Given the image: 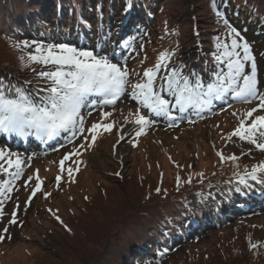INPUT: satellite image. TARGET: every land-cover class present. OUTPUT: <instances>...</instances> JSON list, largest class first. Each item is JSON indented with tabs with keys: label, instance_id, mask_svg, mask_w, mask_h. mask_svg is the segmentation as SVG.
Masks as SVG:
<instances>
[{
	"label": "rangeland",
	"instance_id": "1",
	"mask_svg": "<svg viewBox=\"0 0 264 264\" xmlns=\"http://www.w3.org/2000/svg\"><path fill=\"white\" fill-rule=\"evenodd\" d=\"M173 5L175 10L182 9L178 2ZM167 15L161 12L154 22H148L146 29L138 33L136 40L127 38L129 33L126 32L122 35L123 40L118 41L119 32L126 30L128 26L127 24L121 25L124 22L116 21L110 26H103V29L94 26L95 35L97 33L101 35L105 30L107 36L112 27L115 29L112 32L113 36H107L104 39L101 35V42L94 37L91 42L89 40L90 43H84L83 36L87 38L91 36L89 30L82 32L79 38H72L67 44L78 48L94 49L103 55H106L108 49L117 51V46L122 44V50L115 52V56L113 53L108 57L113 58L114 62L126 64L130 72L142 75L145 69L155 66L161 53L173 54L167 64L173 63V56L177 55L175 50L180 36L168 33V27L171 29V24L167 26L170 23L169 15ZM180 17H175L178 22ZM51 25L55 26L52 23ZM226 29L225 25L220 26L218 36L224 34L226 38L223 44L230 46L231 40L236 37L228 32L226 34ZM71 31L76 32L75 29ZM216 32L217 30L214 31ZM250 33L248 31L244 34L246 39L243 41L251 46L257 64V87L260 93H264V36L251 38ZM26 35H29V32L20 37ZM140 35L143 37L141 38ZM17 43L19 42L12 40L14 47ZM125 44H129L130 47H123ZM194 51L198 52L196 50L187 51L186 57H191ZM7 52H9L8 47L0 42V59L6 58L8 61ZM185 69L188 70V67ZM193 72L183 71L189 76ZM161 74L162 69L158 77ZM140 79V76H130L132 83L139 82ZM128 91L130 92L131 88ZM162 95L171 99L166 93ZM257 103L256 101L242 103L228 97L214 101L213 109L200 115H196L192 109H189L187 114H192V118L177 119L174 125L172 121L163 117H154L147 109H142V114L149 116L154 123L145 128L146 134L136 136L134 129L137 126L125 123L124 117L129 111L135 113L138 105L135 101L128 99L126 93L116 102L115 106H89L81 110L86 129L91 128L92 124L97 122L101 124L115 122L111 132L98 130L95 133L94 143L91 142V135L87 132H85V136H88L87 142L83 137L77 136L69 143L66 139L68 134L62 133L65 140L56 138L45 144H41L35 137L23 139L13 137V140L8 141L7 139L6 142L5 137L0 135V149L16 153L24 162L23 173L12 183V191L4 190L0 194V211L3 212L0 216V236L4 237L0 240V264H40V260L44 258L48 249H53L55 241L68 237L67 229L70 232L73 230L74 235H69L72 238L65 243V247H75L79 251H84L87 260L91 259L92 257L89 258L91 252L96 253L102 250L101 240L103 239L99 238V243L96 239L100 229L104 226L105 231L102 232L106 235L113 231L110 228L112 231L107 233L106 225L109 223L105 216H101L100 210L105 203L117 204L121 198L125 199L131 194L141 192L140 194L153 195L156 197L155 202L162 201V198L169 196H172L173 202H178L186 194H191L192 196L187 201L193 206L200 202L195 198L203 194L211 195L213 201L221 199L222 193L225 192L234 197L235 190L228 187L232 183L229 180L233 175V170L229 167L234 162L221 163L217 153H223L226 157L235 154L238 159H241L235 170L237 173L243 171L245 173V169L250 171L254 165L264 161V152L259 151L255 146L237 137L228 138L238 126L243 115L256 107ZM103 111L112 112V116L107 120L104 119L101 115ZM171 114L187 116V114L179 113L178 109H173ZM260 114H264V110L254 113V115ZM190 119L192 123H189ZM250 122L251 119L248 120V123ZM81 144L85 146L81 148ZM70 153L73 155L61 165L64 156ZM11 158L15 160L16 157ZM0 163L4 162L0 161ZM4 166L7 167V164L5 163ZM68 169H72L71 176ZM14 171L15 169H9L8 173L0 171V186L4 184V181L11 179L9 173ZM201 173L203 177L199 175ZM262 174L258 173L257 178L263 177ZM119 175H122V179ZM58 176L60 177L59 183H57ZM177 176L181 180L179 186ZM257 178L247 180L253 189H255V183H258ZM189 179L191 183L186 182ZM210 180H212L211 183H208ZM38 183L40 190L33 196L32 193ZM202 183L209 184L212 189L208 191V186H197ZM157 188L160 189L159 192L156 191ZM199 190L203 192L197 193L200 192ZM259 191H262L264 195V184L259 187ZM103 199L104 202H102ZM257 199V208L247 205V200L244 198L231 202L234 208L231 210L225 206L220 207L219 212L210 208L208 214L210 219L206 224H198L195 218L186 220L182 228L183 230L190 229L189 232L193 234L191 233L183 242L193 243L192 245L181 251H179V245L175 246L166 253L168 255L160 257L151 255L143 258L142 256L137 259L136 264H166L170 260L173 262L175 255H178L176 264H203L206 257L209 259L224 258L221 248L229 245L228 254L236 251L244 255L251 244H256V249L264 248V204H261L264 202V197L258 196ZM147 200L148 197L138 204H149ZM114 205L110 206L109 210ZM210 205H213V202ZM247 207L252 211H246ZM13 213H15V224L10 223ZM213 217L220 218L217 223H222L224 220L225 223L214 224ZM65 224H70L71 228H64ZM208 224L212 226H207ZM87 227L96 230L92 239L85 238L89 233H93L86 229ZM5 228L8 229L7 232H4ZM215 228L223 229L219 230L220 232L211 230ZM206 230H211L209 235ZM81 238H84V241ZM244 239L247 243L243 242ZM227 241L230 242L222 247L217 244V242L221 244ZM116 250H120V247L112 245L108 249L110 252ZM57 251L61 253L60 248H57ZM190 253L192 257L189 256ZM201 257L202 261L194 263ZM69 260L72 264H79L73 258ZM107 261L108 257L102 261V264ZM55 264L58 263L55 262ZM62 264L66 262L63 261Z\"/></svg>",
	"mask_w": 264,
	"mask_h": 264
},
{
	"label": "trees",
	"instance_id": "2",
	"mask_svg": "<svg viewBox=\"0 0 264 264\" xmlns=\"http://www.w3.org/2000/svg\"><path fill=\"white\" fill-rule=\"evenodd\" d=\"M175 2L181 5V10H175L173 5ZM263 4L264 0H0V42L9 49L7 52L9 60L0 59V81L8 85V88H12L13 85L23 86L34 96L40 88L47 86L46 82L37 75L38 72L47 70V68L35 64L32 67H23L20 57L25 53L14 47L12 40L19 43L22 41H37L44 44L66 43L67 38L74 37L76 32L80 36L86 30H90L91 35L97 39L98 33L95 35L94 25L107 27L116 21L121 22L125 17L132 18L129 20L131 22L130 31L141 32L146 29L147 23L154 22L161 12L169 15L167 16L170 23L167 26L171 24V29L168 27V33L180 36L175 50L177 55L173 56V63L170 65L177 62L175 64L177 69L179 64L181 67L187 66L190 70L194 69L197 73L199 72L200 77L204 78L205 71L209 73L215 71V56L218 47L223 45V40L226 38L224 34L219 37L218 32L220 26H226L225 22H227V27L228 24H232L245 32L250 30L251 36H264ZM130 9L133 10L132 13ZM222 9H224L223 14L220 13ZM135 15H138V20H141H137V24L132 23ZM174 16L180 17L179 22ZM73 29L76 32L72 33ZM114 30L112 27L109 33L112 34ZM215 30H217L216 33H214ZM229 30V28L225 30L226 34ZM27 32L29 35L20 37ZM104 33L107 31L104 30ZM130 37L135 38L136 35ZM140 37L142 38L143 35ZM192 50L198 52L194 51L191 57H186L187 51ZM8 88L5 89L6 92ZM14 90L12 88V91ZM229 168L233 170L232 180L234 181L237 172L232 167ZM119 177L122 179V175ZM200 185L208 186V191L212 189L209 184L202 183L197 186ZM230 186L235 189L238 186L237 181ZM239 187L246 192L244 185H239ZM199 191L197 193L203 192ZM140 193L131 194L125 199L121 198L117 204H103L104 207L100 212L109 223L106 225L107 233L113 231L106 235L102 232L105 231L104 226L100 229L96 239H103L101 240L102 250L96 253L91 252V256H88L92 257L91 259L87 260L84 251H79L75 247H65V243L72 238L70 236L74 235L73 230L70 232L67 229L66 234L70 236L55 241L53 249H48L44 258L40 260V264H55V262L62 264L63 261L66 264H72L69 262L71 258L79 264L81 262L82 264H102L107 257L108 261L103 264H136L137 259L142 256L147 258L151 255L156 257L168 255L166 253L175 246L179 245V251H181L193 244L183 242L191 233L193 234L189 232L190 229L183 230L182 227L186 220L195 218L198 224H206L210 219L208 215L210 208L217 211L222 206L233 209L232 200L227 194H225L226 198L224 196L213 205H210L213 202L211 195L197 196L200 202L193 206L187 201L191 194H186L178 202H173L172 196L155 202V196ZM147 197L149 204H138L145 201ZM247 197L245 193L240 194V197L236 199ZM113 205L114 207L109 210ZM219 219V217H213L214 224ZM113 226L117 227L113 228ZM63 227L71 228V225L65 224ZM86 229L93 233H89L85 238L92 239L96 230L92 227ZM222 229L211 230L220 232L219 230ZM211 230H206L207 235ZM81 239L84 241V238ZM99 242L100 240L97 243ZM177 242L180 244H176ZM228 242L230 241L221 244L217 242V244L222 247ZM243 242L246 240L244 239ZM112 245L119 246L120 250L108 251ZM228 247L221 248L224 258L219 256L220 258L209 259L206 257L203 264H264V248L248 247L246 253L242 255L236 251L228 254ZM57 248H60L61 253H58ZM219 250L218 248V253ZM189 256L192 257V253ZM177 258L178 255H175L173 262L170 260L166 264H176ZM201 259L202 257L194 263L202 261Z\"/></svg>",
	"mask_w": 264,
	"mask_h": 264
},
{
	"label": "snow or ice",
	"instance_id": "3",
	"mask_svg": "<svg viewBox=\"0 0 264 264\" xmlns=\"http://www.w3.org/2000/svg\"><path fill=\"white\" fill-rule=\"evenodd\" d=\"M225 23L227 26V22ZM230 35L236 38L231 40L230 46L223 44L218 47L215 56L217 69L213 72L214 79L208 83L203 82L200 75L195 72L189 76L183 73L182 68H173L162 77V83L157 84L161 69L167 68V61L173 55L169 52L161 53L155 66L145 69L141 75L130 72L126 64L114 62L113 58L94 49L78 48L67 43L44 44L37 41L17 43V49L25 53L20 57L23 67H32L35 64L47 68L37 73L47 86L40 88L34 96L23 86L13 85L12 88L15 90L12 91V88H8V85L0 81V135L20 139L35 137L47 142L61 137L63 133L68 134L66 139L71 143L77 136L83 137L87 142L88 136H85L87 132L94 143L95 133L100 129L111 132L115 122L107 124L97 122L86 129L81 110L89 106H115L127 93L128 99L135 101L138 106L135 113L128 112L124 121L137 126L134 129L135 135L140 136L146 134L145 128L154 123L153 119L142 114V109H147L154 117L170 120L174 125L177 119L183 120L185 115L173 116L171 114L173 109H178L181 114H187L188 110L192 109L196 115H200L211 111L214 101L231 97L232 100L242 103L254 101L258 103L243 115L228 138L237 137L264 152V114L254 115L264 110V93H260L257 87L256 59L249 43L243 41L235 28L230 29ZM123 47L127 48L130 45L125 44ZM113 55L115 56V53ZM132 75L140 76V81L132 83L130 80ZM162 93H166L171 99ZM101 115L107 120L112 116V112L103 111ZM192 122L190 119L189 123ZM84 146L80 145L81 148ZM71 155L73 154L65 155L61 165ZM217 155L221 163L238 160L235 154L226 157L218 152ZM13 156L16 157L15 160L11 158ZM0 161L4 162L0 163V171L8 173L9 169H15L9 173L11 179L4 181L0 186L2 194L4 190L12 191V183L23 173L24 162L19 155L6 149H0ZM5 163L7 167L4 166ZM68 172L71 176L72 169H68ZM258 173H264V161L254 165L250 171L245 169L243 175L236 173L238 186L235 191L244 195L245 192L239 185L248 187L247 180H255ZM199 175L203 177L202 173ZM59 180L58 176L57 183ZM176 180L179 186L180 177L177 176ZM186 182L191 183V179ZM39 190L38 183L32 195ZM156 191L159 192L160 189L157 188ZM2 215L3 212L0 211V216ZM10 223H16L15 213ZM7 231L5 228L4 232ZM3 238L0 236V240ZM250 247L256 248L257 245L251 244Z\"/></svg>",
	"mask_w": 264,
	"mask_h": 264
},
{
	"label": "bare ground",
	"instance_id": "4",
	"mask_svg": "<svg viewBox=\"0 0 264 264\" xmlns=\"http://www.w3.org/2000/svg\"><path fill=\"white\" fill-rule=\"evenodd\" d=\"M41 143H43L41 140H39Z\"/></svg>",
	"mask_w": 264,
	"mask_h": 264
}]
</instances>
